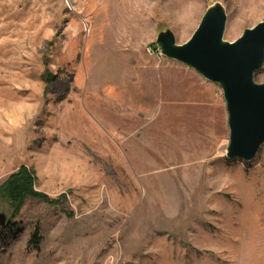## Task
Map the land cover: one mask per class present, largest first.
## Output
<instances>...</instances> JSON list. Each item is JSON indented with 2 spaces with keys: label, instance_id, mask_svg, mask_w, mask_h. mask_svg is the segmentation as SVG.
<instances>
[{
  "label": "rangeland",
  "instance_id": "374dc122",
  "mask_svg": "<svg viewBox=\"0 0 264 264\" xmlns=\"http://www.w3.org/2000/svg\"><path fill=\"white\" fill-rule=\"evenodd\" d=\"M216 3L226 42L264 21V0H0V187L27 167L54 202L13 219L0 194V264H264V147L227 159L221 87L156 44Z\"/></svg>",
  "mask_w": 264,
  "mask_h": 264
},
{
  "label": "water",
  "instance_id": "95a60500",
  "mask_svg": "<svg viewBox=\"0 0 264 264\" xmlns=\"http://www.w3.org/2000/svg\"><path fill=\"white\" fill-rule=\"evenodd\" d=\"M228 16L216 3L205 13L191 40L178 45L171 30L157 38L164 57L183 64L221 87L230 130L226 157L253 162L264 147V84L254 81L264 65V21L234 43L224 41ZM9 218L0 213V231Z\"/></svg>",
  "mask_w": 264,
  "mask_h": 264
},
{
  "label": "trees",
  "instance_id": "16d2710c",
  "mask_svg": "<svg viewBox=\"0 0 264 264\" xmlns=\"http://www.w3.org/2000/svg\"><path fill=\"white\" fill-rule=\"evenodd\" d=\"M34 185L35 177L33 174L27 167H22L18 172L11 175L5 184L0 187L1 196L10 201L13 209V219L20 214L22 207L30 198L40 199L54 204L46 195L35 191ZM10 225H12V222H10ZM1 233L2 231H0ZM30 244L36 248L41 244V236L38 229L33 233Z\"/></svg>",
  "mask_w": 264,
  "mask_h": 264
},
{
  "label": "crops",
  "instance_id": "0c3cea01",
  "mask_svg": "<svg viewBox=\"0 0 264 264\" xmlns=\"http://www.w3.org/2000/svg\"><path fill=\"white\" fill-rule=\"evenodd\" d=\"M169 119H171V118H169ZM173 135H174V133H173V132L171 133V135H169V136H170V139H169V136H168V139H169V141H172V139L174 138V136H173Z\"/></svg>",
  "mask_w": 264,
  "mask_h": 264
}]
</instances>
